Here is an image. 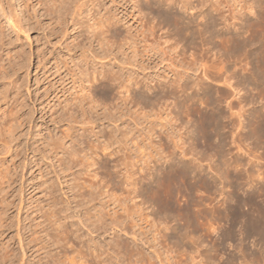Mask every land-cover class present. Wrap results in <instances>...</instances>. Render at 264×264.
Masks as SVG:
<instances>
[{"label":"rangeland","instance_id":"obj_1","mask_svg":"<svg viewBox=\"0 0 264 264\" xmlns=\"http://www.w3.org/2000/svg\"><path fill=\"white\" fill-rule=\"evenodd\" d=\"M53 1L0 0V264L11 248L7 264H264V0L166 1L162 9L174 7L187 23L198 14L186 36L155 10L163 0H94L84 17L122 21L90 40L75 24L78 0ZM130 26L170 52L138 47L134 57ZM107 72L126 83L105 82ZM95 78L103 99L92 103L85 92ZM83 88L89 98L80 104ZM54 200L59 222L73 223L64 236L44 219ZM100 213L105 222L94 230Z\"/></svg>","mask_w":264,"mask_h":264},{"label":"bare ground","instance_id":"obj_2","mask_svg":"<svg viewBox=\"0 0 264 264\" xmlns=\"http://www.w3.org/2000/svg\"><path fill=\"white\" fill-rule=\"evenodd\" d=\"M53 1V0H52ZM57 1V0H56ZM68 1V0H67ZM66 0H58V2H60V3H57V2H55V0L53 1V2H55V3H57L60 7H62L63 5H65L66 3L65 2H67ZM70 1V0H69ZM166 1H167V3L169 2V4L168 5H170V0L168 1V0H163V3L161 4H157L158 6L156 7L157 9H155L157 12H159L157 15H158V17H159V15H160V17H161V19H163V20H165L166 22H175V24H176V26L178 27V30H179V32H180V29H181V32L183 33V31H189V29H190V25H197V23H196V21L198 20V14L197 13H195V14H197V16L196 15H193V16H195V22H194V20H192V19H190V22H185V17H182L181 16V14L179 15L178 14V11L175 9L174 10V7L172 8L171 6H169V8L168 9H162V6H164V4L166 5ZM174 1V0H173ZM173 1H171V2H173ZM73 2V1H72ZM78 2L80 3V2H82V1H80V0H78ZM78 2H76V4H77V12H76V16H74L75 18H74V20L76 19H78L77 21H75V24L76 25H78L79 26V28H80V30H81V33L83 34V35H85V38L88 40H90V39H92V38H95V39H98V38H100L101 37V35H105V33H111L112 32V30H115L116 31V29L115 28H117L116 26L117 25H119V23L122 21V19L120 18V17H116V18H114L113 16H110V17H108V18H106V19H104V17H102L101 18V16L100 17H96V18H93V17H91V16H89V15H86L85 17H84V15H83V8H84V6H86V4L88 3V2H94V0H84V2L83 3H81L80 5L78 4ZM148 2H149V0H148ZM150 2H153V0L152 1H150ZM161 2V1H160ZM65 3V4H64ZM71 3V2H70ZM158 3V2H157ZM215 3H216V1H215ZM68 4V3H67ZM66 4V5H67ZM89 4V3H88ZM93 4V3H92ZM152 4V3H151ZM154 4V3H153ZM172 4V3H171ZM189 4V3H188ZM56 5V4H55ZM58 5H56V6H58ZM155 5H156V0H155ZM175 5H177V3L175 2L174 3V6ZM185 6L187 5V4H184ZM183 5V6H184ZM218 5V4H217ZM143 6V5H142ZM147 6H149V5H147ZM167 6V5H166ZM166 6H164V7H166ZM216 6V5H215ZM221 6V5H220ZM59 7V9H61ZM191 7V6H190ZM147 8H149V7H147ZM161 8V9H160ZM183 8H185V7H183ZM188 8V7H187ZM63 9V8H62ZM182 9V8H181ZM220 9V8H219ZM53 10H55V9H53ZM151 11H153L152 9H150ZM187 10V9H186ZM218 10V9H217ZM216 10V11H217ZM56 11H57V8H56ZM60 11V10H59ZM185 11V10H184ZM200 11V10H199ZM220 10H218V12H219ZM52 12V11H51ZM62 12V11H61ZM154 12V11H153ZM152 12V13H153ZM53 13H54V11H53ZM58 13H60V12H58ZM180 13V12H179ZM199 13V12H198ZM220 13V12H219ZM193 14V13H192ZM233 14V13H232ZM191 16V15H190ZM146 17V16H145ZM148 17V16H147ZM192 17V16H191ZM220 18H221V16H219ZM226 17V16H225ZM190 18V17H189ZM210 20V19H209ZM236 20V19H235ZM164 21V22H165ZM225 21V20H224ZM153 22V21H152ZM162 22V21H161ZM232 22V21H231ZM263 22V21H262ZM151 23V22H150ZM169 23L167 24V25H169ZM199 23V22H198ZM201 23V22H200ZM122 24V23H121ZM128 24V23H127ZM152 24V23H151ZM156 24V23H155ZM147 25V24H146ZM153 25V24H152ZM171 25V24H170ZM128 26V25H127ZM175 26V27H176ZM224 26V25H223ZM129 27V26H128ZM146 27V26H145ZM153 27V26H152ZM157 27V26H156ZM156 27H155V25H154V27L153 28H149V30H148V32L147 33H149V35L150 36H152V37H154L155 35H156ZM104 28H106L105 30H106V32L103 30ZM160 28V27H159ZM168 28V27H167ZM170 28V27H169ZM158 29V28H157ZM162 29H164V28H162ZM120 30V29H119ZM128 31V33H129V35L127 36V38H129V40H127V38H126V36H125V38H126V40L125 39H123V40H125V42L129 45V50H131V52H132V54L134 55V57H136L137 56V51L136 50H138L140 47H143L144 48V52L146 53L145 55H149L150 53H153V55L156 57V55L157 56H160L161 54H163V56L164 55H166L168 52H170V51H167L168 49H166V48H160L158 45H154L153 43H151V44H149V43H147V39H146V37H147V35L146 34H144V35H146V37H144L143 35V38H142V40H144L145 41V43H146V45H144V46H142L141 44L144 42H142L139 38H135V35H134V33H132V31L131 30H133L132 29V27L130 26V28L129 29H127ZM160 30H161V28H160ZM183 30V31H182ZM192 30V29H191ZM193 30H194V27H193ZM200 30V29H199ZM196 31V30H195ZM195 31H192L193 33H191V34H194V32ZM198 31V30H197ZM196 31V32H197ZM202 31V30H201ZM257 31V30H256ZM256 31H254V32H256ZM119 32V31H118ZM146 32V31H145ZM145 32H141V33H145ZM175 32V31H174ZM182 33H179V34H182ZM187 33H189V32H187ZM228 33V32H227ZM137 34H138V32H137ZM184 35L186 34L185 32L183 33ZM253 34V33H252ZM255 34V33H254ZM149 35H148V37H149ZM188 35V34H187ZM202 35V34H201ZM261 35H262V32H261ZM113 36V35H112ZM111 36V37H112ZM116 36H118L117 34H116ZM186 36V35H185ZM226 36V35H225ZM224 36V37H225ZM263 37H264V34L262 35ZM105 37V36H104ZM123 37V36H122ZM137 37H138V35H137ZM171 37V36H170ZM184 37V36H183ZM223 37V38H224ZM106 38V37H105ZM226 38H228V37H226ZM94 39V40H95ZM104 39V38H103ZM115 39V38H114ZM150 39V38H149ZM148 39V40H149ZM176 39H178V38H176ZM247 39H249V37L247 38ZM259 39V38H258ZM217 40V39H216ZM227 41H228V39H226ZM262 40H264L263 38H262ZM112 41V40H111ZM110 41V39H109V42H111ZM176 41V40H175ZM224 41H225V39H224ZM226 41V42H227ZM230 41V40H229ZM248 41V40H247ZM246 41V42H247ZM107 42H108V40H107ZM108 42V43H109ZM124 42V43H125ZM142 42V43H141ZM149 42V41H148ZM191 42V41H190ZM202 42V41H201ZM249 42H251V41H249ZM99 43V42H98ZM111 43H114V42H111ZM122 43V42H121ZM125 43V44H126ZM248 43V42H247ZM102 44H104L103 42H102ZM169 44V43H168ZM255 44V43H254ZM165 45V44H164ZM218 45V44H217ZM104 46V45H103ZM199 46V45H198ZM210 46V45H209ZM251 46H253V45H251ZM139 47V48H138ZM241 47V46H240ZM239 46H238V48H240ZM111 48V47H110ZM173 49V48H172ZM262 49V48H261ZM227 50V49H226ZM239 50V49H238ZM174 51H175V49H174ZM206 51V50H205ZM240 51V50H239ZM243 51V50H242ZM246 51V50H245ZM202 52V51H201ZM212 52V51H211ZM197 53H199V52H197ZM228 54V53H227ZM262 54V53H261ZM248 55V54H247ZM97 56V55H96ZM95 56V57H96ZM150 56V55H149ZM152 56V55H151ZM154 57V58H155ZM162 58V57H161ZM203 58V57H202ZM248 58V57H247ZM98 59V58H97ZM151 59H153V58H150V60ZM219 59V58H218ZM229 59V58H228ZM149 60V59H148ZM149 60V61H150ZM164 60H165V58H164ZM230 60V59H229ZM246 60V59H245ZM101 61V60H100ZM117 61V60H116ZM162 61V60H161ZM215 61V60H214ZM87 62V61H86ZM220 63V62H219ZM163 64V63H162ZM172 64V63H171ZM170 64V65H171ZM218 65V64H217ZM222 65V64H221ZM224 65H226V66H224V67H226V69H227V71H230V69H232L233 67H231L232 65L229 63V62H226V64H224ZM121 66H125V65H121ZM234 66V65H233ZM128 67V66H127ZM129 67H133V65H132V62H130L129 63ZM214 67V66H213ZM212 67V68H213ZM178 68V67H177ZM123 69H124V67H123ZM83 70V69H82ZM125 70V69H124ZM172 70V69H171ZM216 70V69H215ZM185 71V70H184ZM225 71V70H224ZM82 73H84V71L82 72ZM132 73V72H131ZM85 74V73H84ZM178 74V73H177ZM253 75V74H252ZM87 76V75H86ZM101 77H102V73H101V75H100ZM122 76V75H121ZM120 75L119 76H117L116 75V73L114 74V72H113V74L111 75V74H109L108 72L107 73H105L104 75H103V78L102 79H106V80H104L105 82H107V79H108V83H110L109 81H111V82H114V81H122L123 80V78L121 77ZM133 76V75H132ZM176 76V75H175ZM178 76V75H177ZM180 76V75H179ZM178 76V77H179ZM137 77V76H136ZM131 78V77H130ZM182 78V77H181ZM137 79V78H136ZM162 79V78H161ZM125 80V79H124ZM131 80H132V78H131ZM135 80V79H134ZM138 80V79H137ZM91 82V85L92 86H90V88L87 90V92H85L87 95H92L91 97H93V99L91 100V102L92 103H94V97L96 98V96L98 95V93H95V82H97L98 81V79L97 78H95V79H90V80H88V82ZM103 81V80H102ZM183 81V80H182ZM256 81V80H255ZM123 82V81H122ZM122 82H121V84H122ZM186 82H187V80H186ZM103 83V82H102ZM101 83V85H103ZM123 83H126V82H123ZM140 82L138 81H135V84L136 85H140L139 84ZM177 83V82H176ZM150 84H152V83H150ZM155 84V83H154ZM192 84L193 85H195L196 84V82H192ZM198 84V83H197ZM100 85V84H99ZM100 85V86H101ZM105 86V85H104ZM130 86V85H129ZM181 86H183V85H181ZM188 86H189V83H188ZM183 87H186V85L185 86H183ZM182 87V88H183ZM101 88H102V86H101ZM123 88H126V92L127 93H129V92H131V89H130V87H127V85L125 86V87H123L122 86V89ZM168 88V87H167ZM174 88V87H173ZM122 89H120V90H122ZM152 89V88H151ZM166 89V88H165ZM178 90H179V88H177ZM195 90V89H194ZM83 91H86V88H83L82 90H81V92H83ZM124 92V91H123ZM157 92V91H156ZM103 93V92H102ZM119 93V92H118ZM172 93V92H171ZM86 94L84 95V92H83V94H82V96L79 98V102H80V104L82 103H85L86 102V100L89 98V97H87L86 96ZM97 94V95H96ZM121 94H123L121 91H120V95ZM133 94V93H132ZM143 94V93H142ZM101 95H103V94H101ZM100 95V96H101ZM105 95H106V93H105ZM105 95H104V97H105ZM118 95V94H117ZM123 95H125V94H123ZM160 95H161V93H160ZM174 95V94H173ZM178 95V94H177ZM99 96V95H98ZM99 96V98H102L103 96H101L100 97ZM128 96H129V94H128ZM131 96V95H130ZM167 96V95H166ZM119 97V96H118ZM149 97V96H148ZM158 97V96H157ZM103 99V98H102ZM124 100V102H127V100H128V97L126 96V98H125V96L124 97H122L121 98V100ZM143 99V98H142ZM159 99V98H158ZM192 99V98H191ZM152 100V99H151ZM150 100V101H151ZM90 101V100H89ZM133 101V100H132ZM135 101V100H134ZM163 101V100H162ZM152 102V101H151ZM165 102V101H164ZM159 103V102H158ZM209 104V103H208ZM148 107V106H147ZM214 114V113H213ZM113 118L115 119V117L113 116ZM72 119V118H71ZM75 118H73V120H74ZM86 119V118H85ZM87 119H89V118H87ZM206 119V118H205ZM115 120H117V119H115ZM115 120H114V122H115ZM77 121V119H75L74 120V122L75 123H77L76 122ZM117 122V121H116ZM115 122V123H116ZM82 123H84V125H86V124H91L92 122L90 121V120H87V121H83ZM214 125V124H213ZM74 127L72 126V127H70V129H68V134H67V138H70L71 136H72V132H71V130L73 129ZM119 128V127H118ZM117 128V129H118ZM85 129V128H84ZM86 130V129H85ZM84 130V131H85ZM114 130V129H113ZM113 132V131H112ZM111 132V133H112ZM110 133V134H111ZM113 134V133H112ZM116 134V133H115ZM115 134H113V135H115ZM97 135V134H96ZM123 136H127V135H125V134H122ZM110 137H112L113 138V136L111 135ZM172 138V137H171ZM170 138V139H171ZM109 139V138H108ZM111 139V138H110ZM117 138L115 137L114 138V140L115 141H117L116 140ZM119 141H120V139H119ZM122 141V140H121ZM111 142V141H110ZM109 142V143H110ZM118 142V141H117ZM109 143H108V145H109ZM124 143V142H123ZM50 144H52V143H50ZM93 144H95V143H93ZM111 144V143H110ZM119 144V143H118ZM126 144V143H125ZM52 145H54V147H52L53 148V151H58L59 149H60V146L62 145H59V143H58V145H57V142H56V144H55V142L52 144ZM89 145V144H88ZM122 145V144H121ZM165 145V144H164ZM89 146H91V144L89 145ZM94 146V145H93ZM106 146V145H105ZM92 147V146H91ZM90 147V149H92V151H93V149H96V146L95 147H93V148H91ZM110 148V147H109ZM126 148V147H125ZM178 148V147H177ZM106 149H107V147H106ZM103 150H105V149H103ZM114 150V149H113ZM120 150V149H119ZM125 150V149H124ZM74 151V150H73ZM96 151V150H95ZM116 151V150H115ZM64 152H66V151H64ZM94 152V151H93ZM92 152V153H93ZM94 154H96L95 152H94ZM117 154V153H116ZM71 155V156H70ZM70 160L72 159V160H77V158H78V155H80L79 153H78V155H77V153H72V152H70ZM111 155V154H110ZM109 154H106V151H105V154L103 155V157H105V159H104V162H105V167H107L106 166V162H108V158H109V156H110ZM179 155V154H178ZM73 157V158H72ZM82 157V156H81ZM87 157V156H86ZM89 157V156H88ZM75 158V159H74ZM81 161L83 160V158L81 159V158H79ZM78 159V160H79ZM85 159V161H87V165H83V166H87L88 168L90 167V166H88L90 163H89V158H87V160H86V158H84ZM79 160V161H80ZM126 161V160H125ZM75 162H77V161H75ZM83 162H84V160H83ZM77 163H79V162H77ZM81 163V162H80ZM85 164H86V162H84ZM94 163H95V161H94ZM92 164H93V162H92ZM91 164V166H93ZM102 166H104V164H102ZM101 166V167H102ZM123 166V164L121 165V167ZM91 168V167H90ZM102 168H104V167H102ZM105 169H107V168H105ZM109 169H111V168H109ZM109 171V170H108ZM107 171V172H108ZM109 172H111V170L109 171ZM99 173V172H98ZM97 174V173H96ZM111 174V173H110ZM110 174H108V175H110ZM96 176V175H95ZM98 176V175H97ZM130 176H133V175H130ZM116 177V176H115ZM142 178V177H141ZM130 178H128L127 180H129ZM137 179V178H136ZM135 179V180H136ZM143 179V178H142ZM141 180V179H140ZM130 181V180H129ZM137 181H138V179H137ZM151 181V180H150ZM126 183H127V185H128V188H129V186H131V188H132V186H134V185H132L131 183L129 184V182L128 181H125ZM135 182V181H134ZM155 182V181H154ZM76 185V184H75ZM74 185V186H75ZM78 185V184H77ZM87 183L86 184H84V186H86L85 188H87ZM138 185V184H137ZM73 186V187H74ZM88 186H91V188L90 187H88V188H90L91 190H93V188L94 189H96V188H98V186H100V185H96V184H94V183H90V185H88ZM136 186V185H135ZM127 187V186H126ZM75 188H76V186H75ZM136 188V187H135ZM133 189V188H132ZM80 190H81V188H80ZM97 190V189H96ZM94 191V190H93ZM92 191V193H90L91 194V196H92V194H94V192ZM96 192V191H95ZM134 192V191H133ZM89 194V193H88ZM102 194V193H101ZM101 194H99V196L101 195ZM138 194V193H137ZM81 196V195H80ZM91 196H90V198H91ZM84 198V196L82 197V199ZM85 199V198H84ZM89 199V198H88ZM3 200V199H2ZM85 200H87V198L85 199ZM91 200H93L94 201V199L93 198H91ZM88 201V203L90 202V200H87ZM56 201L54 200V201H52V204L51 203H48L47 204V208H48V211H46V213H45V215H44V219H45V221L46 222H48V224H50L51 225V227L53 228V231L55 232V231H57V232H55V233H57L58 234V236L60 235H62V236H64L65 234H67L68 232L67 231H71L70 229H68V227L67 226H71L72 225V228H73V223L72 224H70V225H68L67 224V222H59V217L61 216V214H62V216H63V213H61V212H63L61 209H59V207L57 206L58 204H56L55 203ZM92 202V201H91ZM90 202V203H91ZM67 206H69V205H67ZM68 209H70V207H68ZM68 209H67V207H66V210L68 211ZM71 210V209H70ZM69 210V211H70ZM8 211V210H7ZM66 211V212H67ZM68 211V212H69ZM171 212V211H170ZM101 214V215H100ZM100 214H98V216H99V218L97 217L96 219H98V221L96 220H94V221H92V222H94V223H92L93 225L92 226H94V230L95 229H97V230H99L101 227H103V226H101L100 227V223L102 222V225H103V221L105 222V218H104V215H103V213H100ZM111 214V213H110ZM109 214V215H110ZM116 214H117V212H116ZM4 215H6V214H4ZM17 215V214H16ZM109 215H107V216H109ZM168 215V214H167ZM64 216H66L65 214H64ZM69 216V215H68ZM67 216V217H68ZM112 216V215H111ZM111 216H110V218H111ZM161 216V215H160ZM14 217V216H13ZM67 217H65L66 219H67ZM91 217H94V215H91L90 213L88 214V219L90 220L91 219ZM105 217H106V214H105ZM113 217H115L114 215L112 216V218ZM0 218H3V216L1 217L0 216ZM18 218V217H17ZM69 218V217H68ZM6 218L4 217V220H5ZM63 219V218H62ZM62 219L60 220V221H62ZM1 221L3 220V219H0ZM7 220V219H6ZM69 220H71L70 218H69ZM68 220V221H69ZM88 220V221H89ZM112 220H116V221H113V225H115L114 227H117V220L118 219H115V218H113ZM111 220V221H112ZM64 221V220H63ZM66 221V220H65ZM80 221V220H79ZM91 221V220H90ZM167 221V220H166ZM6 222V221H5ZM59 222V223H58ZM81 222V224H84V221H80ZM99 222V223H98ZM116 222V223H115ZM1 223V222H0ZM17 223V226H19L18 228H19V230L21 231L22 230V232H23V224H22V221H21V218L19 217V219H18V222H16ZM16 223H15V225H16ZM32 223L33 224H31V226H29V229H30V231H31V233H32V231H34V234H37V231H41V226H42V223L40 222V221H38V216H36L35 218H33L32 219ZM91 223V222H90ZM4 224V223H3ZM14 224V223H13ZM105 224V223H104ZM1 225V224H0ZM11 225H12V223H11ZM4 225H1V227H3ZM16 226V227H17ZM77 226V225H76ZM108 226H110V225H108ZM112 226V225H111ZM26 228V227H25ZM24 228V229H25ZM71 228V227H70ZM78 228V227H77ZM80 228V227H79ZM78 228V229H79ZM27 229H25L24 231H26ZM28 231V230H27ZM72 231H73V229H72ZM75 231H78V230H75ZM19 233V232H18ZM74 233V232H73ZM80 233V232H79ZM20 234V233H19ZM18 234V235H19ZM38 235H40V234H38ZM38 235H37V238H39L38 237ZM53 235H56V234H53ZM74 235V234H73ZM72 235V236H73ZM26 236V235H25ZM32 236H33V234H32ZM34 236H36V235H34ZM51 236V235H50ZM57 236V235H56ZM20 237H23L22 235L20 236ZM52 237V236H51ZM55 237V236H54ZM53 237V238H54ZM33 238H35V237H33ZM36 238V239H37ZM56 238H58V237H56ZM64 238H66V239H68L67 237H64ZM63 238V239H64ZM72 238V237H71ZM36 239H33V241L35 240V241H39V240H36ZM40 239V238H39ZM55 239V238H54ZM65 239V240H66ZM19 240H20V238H19ZM41 240V239H40ZM58 241H57V246L59 245V246H61L62 248H63V246L65 245H67V242L66 243H64V241L65 240H62V239H60V240H62L61 242H60V240L59 239H57ZM71 240V239H70ZM77 240H79V239H77ZM22 241H23V239H22ZM33 241H31V243L33 242ZM83 241V240H82ZM52 242H54V240L52 241ZM71 242V241H70ZM80 242V241H79ZM25 243V242H24ZM49 243H51V242H49ZM64 245H63V244ZM69 243V242H68ZM78 243V242H77ZM63 246H62V245ZM118 244H119V242H118ZM46 245V244H45ZM58 246V247H59ZM64 246V247H65ZM67 246H69V245H67ZM127 246V245H126ZM23 247V246H22ZM73 247V246H72ZM7 248V247H6ZM5 248V249H6ZM10 248V247H9ZM43 248V247H42ZM66 249V248H65ZM73 249V248H72ZM7 250V249H6ZM9 250V249H8ZM16 250V249H15ZM67 250V249H66ZM75 251V250H74ZM117 251V250H116ZM91 252V251H90ZM92 252H93V250H92ZM94 253H95V251H94ZM15 253H14V250L11 248V250H9V251H7L6 253H5V255L3 256V262H2V264H7V263H9V261L10 260H12V258L13 257H15V255H14ZM65 254V253H64ZM101 254V253H100ZM119 254H120V252H119ZM59 255H61V254H59ZM66 255V254H65ZM21 257V256H20ZM52 257H54V256H52ZM59 257V256H58ZM67 257V256H66ZM66 257H65V259H66ZM98 257V256H97ZM24 257H22V264L24 263V259H23ZM57 258V257H56ZM71 258V257H70ZM70 258H69V260H70ZM81 258V257H80ZM54 259V258H53ZM73 259H78V258H73ZM72 258H71V262H72V260H73ZM62 260V259H61ZM63 260H64V258H63ZM68 260V259H67ZM82 260V259H81ZM92 260H93V258H92ZM74 261H76V260H74ZM21 262H20V264H21ZM58 262V261H57ZM68 262H70V261H68ZM77 262V261H76ZM62 263V262H61ZM65 262H63V264H64ZM55 264H56V262H55ZM60 264V263H59ZM70 264V263H69ZM74 264V263H73ZM84 264V263H83Z\"/></svg>","mask_w":264,"mask_h":264}]
</instances>
